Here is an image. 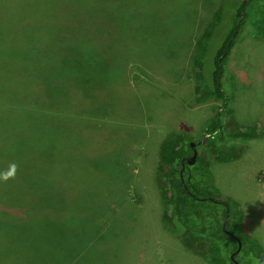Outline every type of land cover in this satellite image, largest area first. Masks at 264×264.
Here are the masks:
<instances>
[{
	"label": "rangeland",
	"instance_id": "374dc122",
	"mask_svg": "<svg viewBox=\"0 0 264 264\" xmlns=\"http://www.w3.org/2000/svg\"><path fill=\"white\" fill-rule=\"evenodd\" d=\"M239 4L24 0L12 20L0 2V44L18 49L0 54V175L16 166L0 179V252L11 255L0 264H28L27 256L41 259L35 264H212L163 222L157 165L167 134L185 123L199 138L217 114L220 100H196V43L222 7L205 59L211 87L213 58ZM227 71L234 118L258 136L241 159L213 162L208 181L238 204L264 249V34L251 22ZM40 152L59 164L46 168ZM58 189L51 206L41 204ZM74 210L88 217L65 214ZM48 212L57 221L47 231L24 227V215L42 224Z\"/></svg>",
	"mask_w": 264,
	"mask_h": 264
},
{
	"label": "trees",
	"instance_id": "16d2710c",
	"mask_svg": "<svg viewBox=\"0 0 264 264\" xmlns=\"http://www.w3.org/2000/svg\"><path fill=\"white\" fill-rule=\"evenodd\" d=\"M0 2L4 4V8L8 7L7 10H3L8 12V18L15 15L12 20H15L17 13L22 10V7L24 8V0H18L17 3L16 0H7L6 4L4 0H0ZM222 16L223 8L220 7L197 39L196 55L193 59L197 83L195 86L197 103H205L214 97L221 101V105L214 118L207 122L201 137L198 138L185 123H182L179 130L167 134L162 141L156 175L159 194L164 205L162 220L167 226L172 227V231L181 238L184 247L194 254L209 255L212 264H236L231 255L239 248L238 240L223 229L224 222L228 219L226 229L243 243L242 251L236 257L239 263L263 264L264 249L247 232L244 213L238 210V204L231 198L221 199L222 194L219 193V189L212 186L208 179L212 175L213 162L228 164L241 159L249 150L246 140L258 136L254 127H243L234 118L232 97L226 85L230 77L227 71V60L248 22L253 24L257 34H264V0H240L236 10V20L213 58L214 71L210 78V87L205 77V59L215 26L220 25ZM2 47L3 51H0V54L6 55L9 51L13 53L18 51V49L10 50L8 46L0 44V50ZM5 58L12 60L13 56H5ZM33 72L37 71L33 70ZM4 105L6 104L0 103V107ZM206 137L207 140L200 144ZM193 143L195 148L192 147ZM195 149L198 156L196 163L191 165L189 159L193 157ZM39 155L41 156V152ZM42 158L48 162L45 166L48 169H54L53 164L60 162L46 157ZM60 193L61 189L44 192L41 204L47 202L46 206H51L53 201H56L54 195ZM38 203L37 207L40 205ZM36 205H33L32 210L29 208L28 214H31L29 218L36 217ZM79 210L65 214H78L82 218L88 217ZM44 214L48 219L43 220L42 224H30L26 221L29 218L24 215V227L40 226L43 227L41 228L43 231L44 229L47 231L51 223L57 221V218L49 212ZM84 230H86V226L82 228V232ZM92 237H97L95 230ZM83 242L79 250L84 249ZM7 255L9 256L5 257L3 252H0V260L11 257L10 254ZM71 258H74L73 254ZM25 260L28 264H35L39 263L41 259L32 258L31 260L27 256ZM63 260L66 264L71 261L66 257H63Z\"/></svg>",
	"mask_w": 264,
	"mask_h": 264
},
{
	"label": "water",
	"instance_id": "95a60500",
	"mask_svg": "<svg viewBox=\"0 0 264 264\" xmlns=\"http://www.w3.org/2000/svg\"><path fill=\"white\" fill-rule=\"evenodd\" d=\"M206 140H207V137H206L204 140H202V141L200 142V144H203ZM192 147L195 148V144H194V143L192 144ZM194 151H195V152H194L193 157H191V158L189 159V164H191V165H193V164L196 163V159H197V156H198V152H197V150L195 149ZM228 221H229V220L226 219V221L224 222L223 229H224V231H225L227 234H231L233 237H235V238L238 240V243H239V249H238V251L236 252V254H238V253L242 250L243 243H242V241H241L238 237H236L233 233H231L230 231H228V230L226 229L227 224H228Z\"/></svg>",
	"mask_w": 264,
	"mask_h": 264
},
{
	"label": "clouds",
	"instance_id": "9594fccd",
	"mask_svg": "<svg viewBox=\"0 0 264 264\" xmlns=\"http://www.w3.org/2000/svg\"><path fill=\"white\" fill-rule=\"evenodd\" d=\"M15 170H16V166L12 165L11 166V170L8 173L0 175V179L7 180V179L12 178L14 176V174H15Z\"/></svg>",
	"mask_w": 264,
	"mask_h": 264
},
{
	"label": "flooded vegetation",
	"instance_id": "af4514ba",
	"mask_svg": "<svg viewBox=\"0 0 264 264\" xmlns=\"http://www.w3.org/2000/svg\"><path fill=\"white\" fill-rule=\"evenodd\" d=\"M238 249H239V248H238ZM237 251H238V250H237ZM237 251H236V252H237ZM241 251H242V250H241ZM241 251H240V252H241ZM236 252H234V253L231 255V258H232V260H233L234 263H236V264H240L239 261H238L237 258H236L237 256L240 255V252H239L238 254H236Z\"/></svg>",
	"mask_w": 264,
	"mask_h": 264
}]
</instances>
